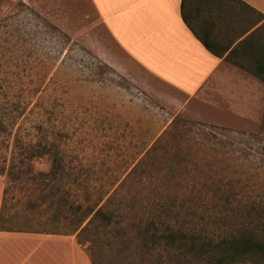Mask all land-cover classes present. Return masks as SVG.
Wrapping results in <instances>:
<instances>
[{
	"label": "rangeland",
	"instance_id": "obj_1",
	"mask_svg": "<svg viewBox=\"0 0 264 264\" xmlns=\"http://www.w3.org/2000/svg\"><path fill=\"white\" fill-rule=\"evenodd\" d=\"M0 78L15 97L36 94L31 108L57 132L75 199L93 204L120 188L110 205L125 237L101 227L80 238L96 264H178L138 237L133 225L150 221L215 240L264 234V89L250 111L210 91L189 99L128 56L90 0H0ZM160 137L150 173L120 186ZM172 203L178 220L159 218ZM11 205L15 217L22 206Z\"/></svg>",
	"mask_w": 264,
	"mask_h": 264
},
{
	"label": "crops",
	"instance_id": "obj_2",
	"mask_svg": "<svg viewBox=\"0 0 264 264\" xmlns=\"http://www.w3.org/2000/svg\"><path fill=\"white\" fill-rule=\"evenodd\" d=\"M90 1L136 64L189 99L210 91L221 96L229 110L249 106L247 111L262 101L264 82L254 70L264 61V0H186L188 24L184 0ZM2 198L3 190L0 212ZM0 264H93V260L76 235L0 230Z\"/></svg>",
	"mask_w": 264,
	"mask_h": 264
},
{
	"label": "trees",
	"instance_id": "obj_3",
	"mask_svg": "<svg viewBox=\"0 0 264 264\" xmlns=\"http://www.w3.org/2000/svg\"><path fill=\"white\" fill-rule=\"evenodd\" d=\"M185 3L186 0L182 12L188 24ZM203 43L212 51L205 41ZM254 73L264 82V61L257 65ZM7 83L0 78V176L5 184L0 230L76 235L78 243L83 245L80 238L84 234L96 237L101 227L107 230L116 227L124 238L125 228L122 224L125 221L116 220L117 215L110 205L120 188L112 194L111 191L104 192L93 204L75 199L71 187H67L66 179L70 175L65 171L57 132L52 125L46 127L43 114L35 113L38 104L31 108L30 98L33 99L36 94L15 97L9 92ZM162 143L160 137L120 186L136 176L150 173L145 163L160 151ZM218 145L223 154L234 151L230 143L221 141ZM44 160L43 169L37 170L36 164ZM14 202L22 206L15 221L11 214V204ZM177 209L174 203L162 205L158 217L173 216L178 220L180 212ZM20 223L27 227H15ZM183 225L159 226L155 221H150L146 229L140 225L133 226L138 229V237L144 245L162 247L166 252L173 251L171 260L178 264H264V234L241 231L239 235L215 240L201 235L186 223ZM93 264H96L94 260Z\"/></svg>",
	"mask_w": 264,
	"mask_h": 264
}]
</instances>
